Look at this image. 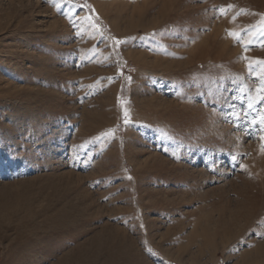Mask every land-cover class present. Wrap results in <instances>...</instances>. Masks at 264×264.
I'll return each instance as SVG.
<instances>
[{
    "label": "rangeland",
    "instance_id": "374dc122",
    "mask_svg": "<svg viewBox=\"0 0 264 264\" xmlns=\"http://www.w3.org/2000/svg\"><path fill=\"white\" fill-rule=\"evenodd\" d=\"M262 20L0 0V264H264Z\"/></svg>",
    "mask_w": 264,
    "mask_h": 264
},
{
    "label": "snow or ice",
    "instance_id": "6c2138e0",
    "mask_svg": "<svg viewBox=\"0 0 264 264\" xmlns=\"http://www.w3.org/2000/svg\"><path fill=\"white\" fill-rule=\"evenodd\" d=\"M229 7H231V6H229ZM220 11H221L222 14H226V10L225 9H220ZM233 19H235V18H233ZM261 25H262L261 34L264 35V20L261 21ZM228 35L230 37H232L234 40H236L237 42H243V37H242V35L240 33L229 32ZM117 43H119V42H117ZM245 50H247V47L245 48ZM254 63L262 66L261 69H260V73H261V87L259 89V92L260 93H264V61H255ZM249 72L250 73L252 72L251 64L249 65ZM258 98L259 99H264V95H260ZM248 107H249V109H251L253 107L252 101H249ZM124 115H125V118H126L125 119V123H127L128 122V119H127L128 118V113L125 112ZM235 118L239 119V116L235 115ZM251 123L255 124L256 121L253 120ZM259 123H260V125L262 127V131H264V115H261ZM109 134H111V133H109ZM261 139L264 140V135L261 136ZM261 151L264 152V144L261 145ZM233 160H235V157H233Z\"/></svg>",
    "mask_w": 264,
    "mask_h": 264
},
{
    "label": "bare ground",
    "instance_id": "6f19581e",
    "mask_svg": "<svg viewBox=\"0 0 264 264\" xmlns=\"http://www.w3.org/2000/svg\"><path fill=\"white\" fill-rule=\"evenodd\" d=\"M15 201V200H14ZM3 203H5V202H3ZM14 204V203H13ZM11 205V204H10ZM9 205V206H10ZM18 206V205H17ZM16 206V207H17ZM12 207V206H11ZM7 208V207H6ZM3 209H4V207H3ZM11 209V208H10ZM14 209H15V205H14ZM9 213V212H8ZM25 219V218H24ZM23 220V219H22ZM11 221V220H10ZM26 222V221H25ZM24 222V223H25ZM30 222V221H29ZM28 222V223H29ZM17 225H18V223H16ZM22 225H23V222L21 223ZM26 224V223H25ZM16 226V225H15ZM28 226V225H27ZM22 228V227H21ZM17 229V228H16ZM110 247H112V246H110ZM113 248V250L115 251V254L114 253H112V254H109V255H107V260H108V264H111V261H113V259L114 258H116V257H118V255L120 254V249H116V248H114V247H112ZM100 250V249H99ZM78 251H79V249H78ZM108 251V250H107ZM90 252L88 251V254H89ZM81 254H82V252H81ZM86 255V254H85ZM92 255V254H91ZM78 256H80V255H78ZM82 257V256H81ZM85 258H84V261H85V259H87L88 261H91V259H93L94 260V258H91V256H88V255H86V256H84ZM79 258V257H78ZM77 258V259H78ZM96 258V257H95ZM76 259V260H77ZM82 261V260H81ZM77 262V261H76ZM87 262V261H86ZM86 262H80L81 264H86ZM107 262V261H106ZM103 263H105V261L103 262ZM57 264V263H56ZM91 264V263H90ZM94 264H95V262H94ZM101 264V263H100ZM107 264V263H106Z\"/></svg>",
    "mask_w": 264,
    "mask_h": 264
}]
</instances>
